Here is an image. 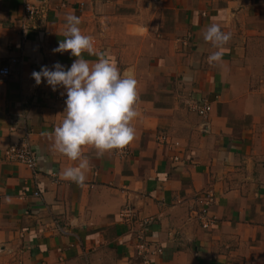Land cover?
Instances as JSON below:
<instances>
[{
    "label": "crops",
    "instance_id": "1",
    "mask_svg": "<svg viewBox=\"0 0 264 264\" xmlns=\"http://www.w3.org/2000/svg\"><path fill=\"white\" fill-rule=\"evenodd\" d=\"M25 3L45 17L21 45ZM70 14L93 40L82 58L91 65L103 52L136 79L138 96L126 153L83 146L80 184L63 171L81 161L53 147L65 103L31 78L76 59L52 52ZM212 23L231 33L217 62L203 38ZM12 58L21 64L0 77V264H142L125 207L153 219L145 237L162 253L148 264H264V0H0V68ZM25 137L34 173L5 157ZM206 192L216 222L204 229L194 212Z\"/></svg>",
    "mask_w": 264,
    "mask_h": 264
},
{
    "label": "clouds",
    "instance_id": "2",
    "mask_svg": "<svg viewBox=\"0 0 264 264\" xmlns=\"http://www.w3.org/2000/svg\"><path fill=\"white\" fill-rule=\"evenodd\" d=\"M81 23L75 14L65 18L64 39L60 40L53 53L69 52L76 59L65 68L59 62L51 68L41 66L33 71L31 78L39 86L43 81L52 91L62 88L66 94L63 119L54 128L51 136L54 149L72 161L80 160L78 167L63 171V178L77 184L85 180L86 159L82 158L83 146H91L98 153L121 149L135 136L131 122L137 117V81L132 76H123L118 66L103 52H97V60L90 65L82 58V52L93 53L92 37L84 35ZM203 38L217 49L209 62L221 59L222 49L231 39V33L221 30L219 24H210Z\"/></svg>",
    "mask_w": 264,
    "mask_h": 264
},
{
    "label": "built area",
    "instance_id": "3",
    "mask_svg": "<svg viewBox=\"0 0 264 264\" xmlns=\"http://www.w3.org/2000/svg\"><path fill=\"white\" fill-rule=\"evenodd\" d=\"M44 17L45 11L42 5L34 6L30 3L24 4L23 15L20 22L21 45L28 40L30 34L37 31V20L40 21ZM20 64L21 59H10L8 64L0 68V77L4 79H10L12 75V67L18 66ZM63 92V89L56 90L52 94V98L56 101H64L66 99V94L62 95ZM194 109L200 117L206 118L211 111V106L207 101H200L195 104ZM158 142L168 145L169 147H178V144L168 142L167 138L164 136H158ZM119 150L123 154L126 153V149L124 148H121ZM178 154L171 157L173 163H177L181 159V156H179ZM5 157L9 162H15L17 164L25 166L30 171H32V173H34L36 170L37 157L32 150L27 137L12 143L5 150ZM34 195L37 196L38 193H35ZM213 202L214 196L210 192H206L196 198V203L198 204L199 208L194 213L197 220L199 221V224L204 229L212 227L216 222L215 218L210 215L209 211V208L213 204ZM119 216L125 222L137 224L139 228L136 233L135 255L142 264H148L152 257L160 255L162 253L160 248L151 245L145 237V231L147 227L152 223V218L137 219L134 210L130 207L123 208L120 211Z\"/></svg>",
    "mask_w": 264,
    "mask_h": 264
}]
</instances>
